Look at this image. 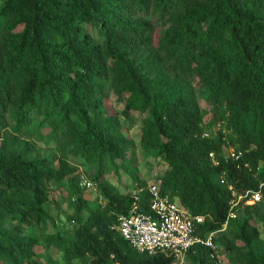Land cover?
<instances>
[{"label":"trees","instance_id":"trees-1","mask_svg":"<svg viewBox=\"0 0 264 264\" xmlns=\"http://www.w3.org/2000/svg\"><path fill=\"white\" fill-rule=\"evenodd\" d=\"M154 16L170 24L158 45ZM92 24L101 41L87 32ZM195 82L223 124L212 135ZM108 92L124 101V117L147 114L140 144L168 166L158 181L161 194L205 216L203 232H217L215 242L232 264H264V0H6L0 7V264H38L40 239L31 230L55 224L48 210L52 188L72 189L81 177L65 159L33 157L19 135L66 143L77 165L97 168L91 178L105 205L86 217L89 203L73 190L72 230L43 232L46 246L62 252L67 264L177 260L139 253L117 231L132 198L101 180L109 167L132 161L134 145L105 107ZM147 187L136 184L146 189L144 212ZM230 187L238 194L261 188L262 200L229 218ZM186 259L216 264L200 244Z\"/></svg>","mask_w":264,"mask_h":264},{"label":"rangeland","instance_id":"rangeland-1","mask_svg":"<svg viewBox=\"0 0 264 264\" xmlns=\"http://www.w3.org/2000/svg\"><path fill=\"white\" fill-rule=\"evenodd\" d=\"M6 0H0V7ZM152 37L154 45H158L159 39L164 35L169 25L165 20L159 19L157 16L152 18ZM21 30V29H20ZM86 30L93 35L97 41H101V35L98 33L95 25H87ZM195 90L198 97V101L205 117V128L209 135H212L215 129H222L223 124L219 123L218 117L213 115V108L208 104L203 91L199 84L195 82ZM105 107L109 114L116 116L122 128V132L128 138V140L134 145L128 151V159H132L129 164H126L119 169L109 167L106 170L101 182L108 184L115 193L131 196L136 189V184L139 180L145 181L149 184L159 183V179L167 171L168 166L162 158H157L154 155L145 152L141 147V130L143 119L147 114L141 115L138 112H131L129 117H124V101L113 92L107 93L105 101ZM215 123L214 126L212 123ZM215 127V129H214ZM42 133L47 135L50 133L49 128H43ZM19 141L21 147L27 142L33 148V157H48L55 159H65L73 166H77L80 173V182L76 183L72 189L67 184L60 187H53L50 194V203L48 210L50 215L54 219V222H48L47 225L42 228L34 227L31 232L33 235L40 239V245L37 247L38 256L36 258L38 264H67L64 260L63 253L55 248L47 247L44 243L43 232H54L56 229H61L67 235L72 230L74 224L73 213L75 207L73 201L76 198L73 190L78 191L79 194L88 201L89 205L85 210L84 215L87 217L89 213L105 205V200L97 188L96 184L92 180V176L96 172V167L87 168L77 165V160L73 158L66 143H58L54 139H38L35 136L19 135ZM264 236L263 226L259 225ZM224 257V264H232L227 255L222 250L221 254ZM74 264H91L88 260H75ZM174 264H189L186 257L177 259Z\"/></svg>","mask_w":264,"mask_h":264},{"label":"built area","instance_id":"built-area-1","mask_svg":"<svg viewBox=\"0 0 264 264\" xmlns=\"http://www.w3.org/2000/svg\"><path fill=\"white\" fill-rule=\"evenodd\" d=\"M214 158V154L210 155ZM233 199L230 203L229 218L236 216L239 207L254 205L262 200V189L247 190L236 193L230 187ZM144 188L136 189L132 195V205L128 214L118 216L117 231L132 248L139 253L156 255L163 253L172 255L176 259L186 257L187 253L196 245H203L211 249V257L216 264H224L219 245L215 242L217 232H203L202 226L206 217L193 215L187 208L171 199L169 195H162L160 183L149 184L150 210L141 209V196ZM227 223L221 231L226 229Z\"/></svg>","mask_w":264,"mask_h":264}]
</instances>
